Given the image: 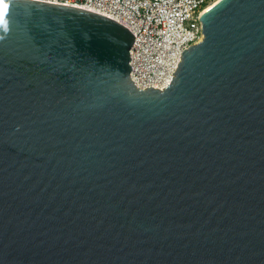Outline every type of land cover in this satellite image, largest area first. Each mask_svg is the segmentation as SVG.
<instances>
[{
  "label": "water",
  "instance_id": "water-1",
  "mask_svg": "<svg viewBox=\"0 0 264 264\" xmlns=\"http://www.w3.org/2000/svg\"><path fill=\"white\" fill-rule=\"evenodd\" d=\"M0 11V264H264V0H223L166 86L132 32Z\"/></svg>",
  "mask_w": 264,
  "mask_h": 264
},
{
  "label": "built area",
  "instance_id": "built-area-1",
  "mask_svg": "<svg viewBox=\"0 0 264 264\" xmlns=\"http://www.w3.org/2000/svg\"><path fill=\"white\" fill-rule=\"evenodd\" d=\"M111 16L133 34L130 79L139 88L167 85L182 49L202 38L201 8L211 0H47Z\"/></svg>",
  "mask_w": 264,
  "mask_h": 264
},
{
  "label": "bare ground",
  "instance_id": "bare-ground-1",
  "mask_svg": "<svg viewBox=\"0 0 264 264\" xmlns=\"http://www.w3.org/2000/svg\"><path fill=\"white\" fill-rule=\"evenodd\" d=\"M223 0H211L207 4H205L199 13L200 20L203 22V20L206 18V16Z\"/></svg>",
  "mask_w": 264,
  "mask_h": 264
},
{
  "label": "snow or ice",
  "instance_id": "snow-or-ice-1",
  "mask_svg": "<svg viewBox=\"0 0 264 264\" xmlns=\"http://www.w3.org/2000/svg\"><path fill=\"white\" fill-rule=\"evenodd\" d=\"M5 8V4L0 0V11H3Z\"/></svg>",
  "mask_w": 264,
  "mask_h": 264
}]
</instances>
